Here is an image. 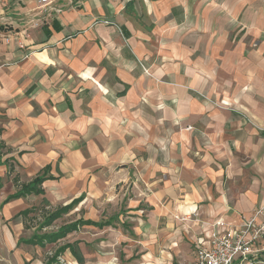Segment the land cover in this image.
<instances>
[{"label": "crops", "instance_id": "0c3cea01", "mask_svg": "<svg viewBox=\"0 0 264 264\" xmlns=\"http://www.w3.org/2000/svg\"><path fill=\"white\" fill-rule=\"evenodd\" d=\"M0 146V264H43L19 244L39 196L6 200L47 168L40 197L79 207L173 172L179 221L160 210L155 250L145 226L128 240L140 264H191L264 206V0H0Z\"/></svg>", "mask_w": 264, "mask_h": 264}, {"label": "rangeland", "instance_id": "374dc122", "mask_svg": "<svg viewBox=\"0 0 264 264\" xmlns=\"http://www.w3.org/2000/svg\"><path fill=\"white\" fill-rule=\"evenodd\" d=\"M174 177L173 172H161L146 174L144 178L141 173L130 170L128 178H124V183H116L107 189L88 190L92 199L86 201L82 207L78 206L63 215L52 226L40 231V234L57 232L62 226L80 218L102 221L116 216L118 220L115 227L102 230L94 227L82 228L58 242L39 247L32 257L45 264L48 259L55 257L60 248L71 244L75 253L72 249L66 250L62 256L56 257L55 264H140L144 245L132 243L128 238L132 237V230L140 232L138 229L145 226V235L141 234L134 239L137 242L143 238L146 241V249L155 250V239H158L159 231L163 227L168 228L169 224L167 222V225H163V212L160 210H165V215L177 222L178 218L171 210L175 198L173 185L177 183ZM163 186L166 187L165 196ZM178 187L176 184L175 188ZM59 206H63L61 202L52 205L47 199L39 196L34 203L35 211L30 217L31 228L36 230L43 222L44 216ZM124 223L130 226L131 231L124 227ZM170 228L174 229V224ZM260 261L264 264V253Z\"/></svg>", "mask_w": 264, "mask_h": 264}, {"label": "built area", "instance_id": "2783aa9c", "mask_svg": "<svg viewBox=\"0 0 264 264\" xmlns=\"http://www.w3.org/2000/svg\"><path fill=\"white\" fill-rule=\"evenodd\" d=\"M262 240L264 206L239 225L217 221L209 236L197 241L191 264H261L259 254L262 252Z\"/></svg>", "mask_w": 264, "mask_h": 264}, {"label": "trees", "instance_id": "16d2710c", "mask_svg": "<svg viewBox=\"0 0 264 264\" xmlns=\"http://www.w3.org/2000/svg\"><path fill=\"white\" fill-rule=\"evenodd\" d=\"M2 147L3 146H0V148ZM1 164L8 165L9 172L11 174L13 173L14 168L12 165L9 164V158L4 160V162L0 161V165ZM48 172H49V168L45 169L42 174L38 175L35 179H33L31 182L27 184L20 183L17 177L14 178V183L18 190L15 194L7 198L6 203L14 199L26 198L32 194H35L37 196L45 195V190L43 189L44 182L47 180H52L54 178L52 176H48L49 175ZM82 200H83V196L73 200L70 204H67L65 206H59L54 211L47 213V215L44 216L43 218V222H41L38 228L36 229L35 234L28 240L20 239L19 244H28L32 246L45 247L46 244L58 242L59 240L66 238L69 234L73 232H77L85 227H94L101 230L105 229L106 227H115V222L118 220V217L116 216L108 220H102V221L80 218L74 221L73 223L62 226L57 232L50 234H40V231H42L44 228L52 226L56 220L60 219L63 215H66L72 210H74L81 203ZM34 211H35V207H32L19 214L20 216H22L23 222L27 229L31 228L30 217L34 213ZM123 225L126 227L127 224L125 223ZM68 249H72V251L75 253V249L73 245L67 244L66 246L60 248V250H58V252L56 253L55 257L48 259L45 264H55L56 257L62 256Z\"/></svg>", "mask_w": 264, "mask_h": 264}]
</instances>
